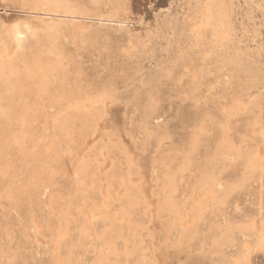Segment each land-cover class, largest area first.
Segmentation results:
<instances>
[{"label": "rangeland", "instance_id": "rangeland-1", "mask_svg": "<svg viewBox=\"0 0 264 264\" xmlns=\"http://www.w3.org/2000/svg\"><path fill=\"white\" fill-rule=\"evenodd\" d=\"M33 1L35 2V0H0V32L16 23L35 29H41L49 24L55 27L60 25L59 34H61L53 44L48 46L46 44L47 48H30L28 53H22V57L26 59L19 58L17 61L15 73L17 78L12 77L10 80V82L13 80V83L14 80L18 81L14 83L16 85L12 86L13 88L10 87V82H0L1 94L12 101L8 110L11 112L9 117L4 116V121L0 124V128L2 127L0 155L4 156L0 158L5 161L0 159V169L4 171L7 169L0 174V264H103L104 262H106L104 264H234L235 261L237 262L235 264H264L263 248L255 249L254 252L248 250L247 256L246 250L242 249L244 243L242 228L251 223L253 226L256 220L253 228L261 224L259 214L261 210L258 203L262 190L256 178L250 181L246 178L244 162L256 148L264 149L262 146L264 144V0H224L228 11L225 12L226 24H223V30L216 26L215 22L209 27L211 29L200 26L197 12L208 0H65L66 5L69 2V6H66L65 1L62 0L64 1L62 6L47 4L45 8L43 6L39 8L42 11L31 10ZM55 6L58 9H55ZM72 8L75 11L74 15ZM71 15L73 18L70 17ZM41 18L45 22L40 20ZM82 28L85 32H81ZM219 31L223 32L220 34ZM217 47L219 49H216ZM216 57L220 58L216 59ZM43 71L47 72V76ZM42 74L44 77L41 76ZM93 99H101L102 103L101 105L96 103L92 112L85 109L82 103ZM18 116L21 119L25 116L24 120H26L22 127ZM95 118L97 120H94ZM253 123H257L256 126ZM4 124L7 125V129L3 127ZM8 124L10 126L14 124V127ZM8 128L12 129V132ZM69 131L70 134L67 133ZM14 135L17 138L23 135L22 150L18 143L19 139L16 138V141ZM92 141L96 143L92 144ZM223 141L225 144H222ZM228 146L231 147L230 153ZM234 147L236 148L232 149ZM115 148L118 151H114ZM222 148L223 151H220ZM102 166L108 167L107 171ZM83 167L85 172H82ZM260 167L263 169H257L256 173L264 174V165ZM113 168L118 171V175ZM133 179L135 186H132ZM243 179L247 181L243 182ZM210 180H213V184ZM201 181L204 182L205 187L200 185L203 184ZM195 182L199 186V188L196 186L197 190L194 186ZM208 184L213 185L214 189ZM124 186L127 188L122 190ZM105 189L113 192V199L107 202L109 206L106 208L104 205L106 209L100 204L99 194ZM116 193L123 194V197L121 198V194L120 197L116 196ZM113 195L121 201H116ZM203 195H207L209 198L207 200H211L208 202ZM191 196L196 199H192ZM134 198L137 203L139 202L138 207L145 215L138 212L131 217V211L128 212V209L130 204L136 206ZM165 198L169 202L164 201ZM183 201L184 204L181 203ZM204 201L207 208L202 204ZM143 204H146L147 208ZM199 204L202 208L198 207ZM99 205L101 207H98ZM173 205H177V209L175 207L173 209ZM191 206L193 209L190 208ZM107 209L109 211L107 216L102 218L101 214L103 215ZM178 209L183 211L180 212ZM196 209H199V212L202 209L203 213L198 215ZM177 210L181 216H178L180 213H176ZM90 211L99 214L97 219L100 220H95L93 226L86 222V215ZM188 212L192 214V218ZM118 213L120 215L130 213L128 220L130 223L117 222ZM186 219L188 222L190 220L189 224L195 229L189 227L190 230H187L189 224L187 226ZM181 221L184 224L187 222L186 228ZM195 222L197 225H192ZM240 224L243 225L242 228L239 227ZM31 227L33 228L30 229ZM258 227L256 226L255 229ZM228 229L231 234H228L230 233ZM182 230L184 233L181 232ZM124 243L126 251L123 249ZM218 246L222 247L218 249ZM114 249H121L122 252L118 251L119 253L114 255ZM102 255H105L104 262L99 260L104 257ZM240 258L245 261L243 259L240 261Z\"/></svg>", "mask_w": 264, "mask_h": 264}, {"label": "bare ground", "instance_id": "bare-ground-1", "mask_svg": "<svg viewBox=\"0 0 264 264\" xmlns=\"http://www.w3.org/2000/svg\"><path fill=\"white\" fill-rule=\"evenodd\" d=\"M65 1V0H64ZM64 1H62V0H35V2L33 1L32 3V5H31V10L33 11V9H34V11L35 10H38L40 7H46L45 5H47V4H56V5H59V4H61V6H62V3L64 2ZM66 1H68V0H66ZM66 1H65V5H66ZM205 1V0H204ZM99 2V1H98ZM227 2V1H226ZM225 2H224V0H208V2H206L204 5H203V7L201 8V10L200 11H198L197 12V14H198V17H199V23L201 24L200 26L202 27V28H209V27H211V25L213 24V22H215L216 23V26H218L219 28H222V30H223V27H224V23L226 24V22L224 21V19H225V17H226V13L225 12H227L228 10H226V8H225V4H224ZM228 3V2H227ZM68 4H69V2H68ZM67 4V5H68ZM92 4V3H91ZM95 4H96V2H95ZM229 4V3H228ZM227 4V5H228ZM65 5H63V6H65ZM66 5V6H67ZM226 5V6H227ZM20 6H22V5H20ZM25 6V5H24ZM28 6V5H27ZM69 6V5H68ZM23 7V6H22ZM30 7V6H29ZM29 7H27V8H29ZM49 7V6H48ZM48 7H47V9H48ZM51 7V6H50ZM49 7V8H50ZM75 7V6H74ZM228 7H230V6H228ZM4 8V7H3ZM20 8V7H19ZM52 8H54V7H52ZM63 8V7H62ZM67 8V7H66ZM5 9V8H4ZM18 9V8H17ZM21 9V8H20ZM43 9V8H42ZM55 9H58V8H56V6H55ZM64 9V8H63ZM68 9V8H67ZM197 9V8H196ZM19 10V9H18ZM39 10H41V9H39ZM69 10V9H68ZM72 10H73V8H72ZM81 10V9H80ZM195 10V9H194ZM224 10H226V11H224ZM231 10V9H230ZM3 11V10H2ZM25 11H26V9H25ZM31 11V12H32ZM42 11V10H41ZM52 11H57V10H52ZM51 11V12H52ZM74 11V10H73ZM39 12V11H38ZM59 12V11H58ZM64 12V11H63ZM63 12H62V14H63ZM65 12H67L66 10H65ZM42 13V12H41ZM40 13V14H41ZM53 13V12H52ZM51 13V14H52ZM55 13V12H54ZM70 13V12H69ZM79 13V12H78ZM229 13H230V11H229ZM19 14V13H18ZM39 14V15H40ZM58 14H60V13H58ZM61 14V15H62ZM75 14V11H74V13H72V15H74ZM80 14V13H79ZM195 14V13H194ZM32 15V14H31ZM37 15V14H36ZM45 15H46V13H45ZM50 15V14H49ZM72 15L70 16V17H72ZM77 15V14H76ZM84 15H85V13H84ZM84 15H83V17H84ZM51 16V15H50ZM55 16V15H54ZM58 16V15H57ZM68 16H69V14H68ZM87 16V15H86ZM194 16V15H193ZM230 16V15H229ZM232 16V15H231ZM6 17V16H5ZM29 17V16H28ZM31 17V16H30ZM39 17V16H38ZM49 17V16H48ZM61 17H63V15L61 16ZM228 17V16H227ZM37 18V17H36ZM36 18H35V20H36ZM44 19H45V17H43ZM53 18V17H52ZM51 18V19H52ZM60 18V17H59ZM67 18V17H66ZM73 18V17H72ZM81 18V17H80ZM109 18H111V16L109 17ZM113 18H114V16H113ZM48 19V18H47ZM46 19V20H47ZM50 19V18H49ZM48 19V20H49ZM69 19V18H68ZM74 19H76V16H75V18ZM85 19V18H84ZM86 19H87V17H86ZM228 19H230V18H228ZM227 19V20H228ZM38 21H39V18L37 19ZM40 20H43L42 18L40 19ZM55 20V19H54ZM71 20V19H70ZM83 20V19H82ZM81 20V21H82ZM107 20V19H106ZM197 20V19H196ZM226 20V19H225ZM30 21V20H29ZM37 21V22H38ZM64 21H65V19H64ZM69 21V20H68ZM67 21V22H68ZM230 21V20H229ZM232 21V20H231ZM3 22V21H2ZM21 21H19V23H20ZM43 22H45L44 20H43ZM57 22V21H56ZM76 22V21H75ZM11 23V22H10ZM29 23V22H28ZM32 23V22H31ZM53 23H55V22H53ZM66 23V22H65ZM64 23V24H65ZM70 23V22H69ZM68 23V24H69ZM74 22H73V20H72V24H73ZM79 23V22H78ZM230 23V22H229ZM42 24V23H41ZM61 24H63V23H61ZM63 24V25H64ZM77 23H75V25H76ZM23 25H25V24H23ZM23 25H20V24H13V25H11V26H9L7 29H5V30H2L1 32H0V42H1V45H0V82L1 83H4V82H7V83H9L10 82V80H11V78L12 77H14L15 79L17 78V76H15V73H16V67L18 66V65H16V64H18L17 63V61H18V59L19 58H23L22 57V53H28L29 52V50H30V48L31 49H34V48H38V47H45V45L47 44V46H48V44L49 45H51V44H53V42L56 40V39H58V36L59 35H61V34H59V30H60V25H59V27H55V26H51V25H49V24H46L45 26H43L41 29H35V28H28V27H24ZM56 25V24H55ZM62 25V27L63 28H65L64 26ZM70 25V24H69ZM80 25H82V23L80 22ZM198 25V24H197ZM215 25V24H214ZM7 26V25H6ZM30 26V25H29ZM58 26V25H57ZM232 26V25H231ZM3 27V26H2ZM81 27V26H80ZM201 27H200V29H201ZM217 27V28H218ZM227 27V26H226ZM225 27V28H226ZM4 28V27H3ZM190 28V27H189ZM193 28V27H192ZM215 29H216V27H214ZM228 28H230L229 26H228ZM194 30H195V26H194V28H193ZM198 29V28H197ZM209 29H211V28H209ZM1 30V29H0ZM66 30V29H65ZM79 30V29H78ZM224 30H227V29H224ZM230 30V29H229ZM228 30V31H229ZM232 30H234V29H232ZM80 31H81V29H80ZM189 31H190V29H189ZM197 31V30H196ZM201 31H203V30H201ZM212 31V30H211ZM231 31V30H230ZM61 32V31H60ZM81 32H85V30L83 31V28H82V31ZM223 32V31H222ZM222 32H220L219 31V33L221 34ZM225 32V31H224ZM233 32V31H232ZM71 33V32H70ZM80 33V32H79ZM226 33H227V31H226ZM230 33V32H229ZM190 34V33H189ZM198 34V33H197ZM214 34V33H213ZM232 33H230V35H231ZM216 35H218V33L217 34H215V36ZM225 35V34H224ZM227 35V34H226ZM72 36V35H71ZM198 36V35H197ZM200 36V35H199ZM203 36V35H202ZM232 36V35H231ZM62 37V36H61ZM67 37V36H66ZM191 37V36H190ZM211 37V36H210ZM219 37V36H218ZM221 37V36H220ZM225 37V36H224ZM59 38H60V36H59ZM67 38H69V36L67 37ZM75 39H76V37H74ZM199 38V40L201 39L200 37H198ZM215 38V37H214ZM227 38V37H226ZM229 38V37H228ZM233 38V37H232ZM232 38L230 39V40H232ZM63 39V38H62ZM131 39V38H130ZM192 39V38H191ZM215 39H217V36H216V38ZM221 39H223V38H220V40ZM61 40V39H60ZM74 40V39H73ZM135 40H137V39H135ZM202 40V39H201ZM229 40V39H228ZM69 41V40H68ZM211 41H213V40H211ZM215 41V40H214ZM71 42V41H70ZM190 42V41H189ZM206 42V41H205ZM222 42V41H221ZM221 42H220V44H221ZM226 42V41H225ZM230 42V41H229ZM57 43V42H56ZM73 43H75V42H73ZM127 43V42H126ZM215 43V42H214ZM69 44V43H68ZM71 44V43H70ZM134 44V43H133ZM229 44H231V43H229ZM215 45H217V44H215ZM219 45V44H218ZM225 45V44H224ZM131 46V45H130ZM133 46V45H132ZM221 46V45H220ZM223 46V45H222ZM227 46V45H226ZM61 47V46H60ZM201 47V46H200ZM203 47V46H202ZM212 47H213V45H212ZM219 47V46H218ZM216 48V49H219V48ZM225 47V46H224ZM45 48H47V47H45ZM215 48V47H214ZM221 48V47H220ZM223 48V47H222ZM221 48V49H222ZM40 49V48H39ZM64 49V48H63ZM134 49V48H133ZM133 49H132V51H133ZM136 49V48H135ZM188 49V48H187ZM192 49V48H191ZM196 49V48H195ZM227 49V48H226ZM225 49V50H226ZM49 50H53V48H49ZM61 50V52L63 53V51H62V49H60ZM131 50V49H130ZM129 50V51H130ZM210 50V49H209ZM214 50V49H213ZM222 50H224V49H222ZM43 51V50H42ZM42 51H40L41 52V55H42ZM56 51V50H55ZM135 51V50H134ZM191 51V50H190ZM189 51V52H190ZM34 52H36V51H34ZM45 52V51H44ZM127 52V54H128V51H126ZM126 52H124V53H126ZM188 52V53H189ZM218 52V51H217ZM224 52V51H223ZM60 53V52H59ZM58 53V54H59ZM65 53V52H64ZM130 53V52H129ZM191 53V52H190ZM207 53V52H206ZM205 53V54H206ZM126 54V55H127ZM204 54V55H205ZM209 54V53H208ZM218 54H220V53H218ZM222 54H224V53H222ZM40 55V54H39ZM40 55V56H41ZM193 55V54H192ZM211 55V54H210ZM214 55V54H213ZM24 56V55H23ZM25 56H26V54H25ZM46 56V55H45ZM44 56V57H45ZM191 56V55H190ZM194 56V55H193ZM208 56V55H207ZM28 57V56H27ZM34 57V56H33ZM43 57V56H42ZM25 58V57H24ZM23 58V59H24ZM46 58H48V57H46ZM61 58V57H60ZM187 58V57H186ZM204 58H206L205 56H204ZM220 58V57H219ZM218 57H216V59H219ZM222 58V57H221ZM26 59V58H25ZM41 59V58H40ZM50 59V58H49ZM30 60V59H29ZM42 60H43V58H42ZM47 60V59H46ZM199 60V59H198ZM203 60V59H202ZM201 60V61H202ZM25 61V60H24ZM40 61V60H39ZM38 61V62H39ZM54 61V60H53ZM26 62H28V60L26 61ZM25 62V63H26ZM32 62V61H31ZM44 62H45V60H44ZM47 62H48V60H47ZM47 62H45V65H46V67H48V64H46ZM200 62V61H199ZM219 62V61H218ZM23 64H24V62H22ZM54 63V62H53ZM214 63H216L215 61H214ZM34 64V63H33ZM27 65V64H26ZM36 65V64H35ZM222 65V64H221ZM25 66V65H24ZM29 66H31V65H29ZM53 66V65H52ZM192 66V65H191ZM21 67V66H20ZM28 67V66H27ZM44 67V66H43ZM241 67V66H240ZM239 67V68H240ZM36 68V67H35ZM51 67H49V69H50ZM187 68V67H186ZM18 69V68H17ZM23 69V68H22ZM40 69L42 70V68H41V66H40ZM182 69H184V68H182ZM188 69V68H187ZM186 69V70H187ZM27 70V69H26ZM38 70V69H37ZM46 70H48L47 68H46ZM64 70V69H63ZM185 70V69H184ZM199 70V69H198ZM40 71V70H39ZM50 71V70H49ZM237 71H238V67H237ZM247 71V70H246ZM27 72V71H26ZM25 72V73H26ZM28 72H30V71H28ZM43 72H45V75L47 76V72L46 71H43ZM51 72V71H50ZM243 72H245L244 70H243ZM24 73V72H23ZM39 73V72H38ZM40 73H42V71L40 72ZM52 73H53V70H52ZM57 73V72H56ZM61 73H62V71H61ZM18 74V73H17ZM28 74V73H27ZM54 74V73H53ZM63 74H65V73H63ZM251 74V73H250ZM249 74V75H250ZM19 75V74H18ZM26 75V74H25ZM28 75H30V74H28ZM40 75V74H39ZM44 74H42L41 76H43ZM49 75V74H48ZM56 75V74H55ZM186 75H188V74H186ZM241 75V74H240ZM243 75H245V74H243ZM31 76H33L32 74H31ZM37 76H38V74H37ZM40 76V77H41ZM54 76V75H53ZM52 76V77H53ZM192 76V75H191ZM197 76V75H196ZM199 76V75H198ZM34 77V76H33ZM44 77V76H43ZM170 77V76H169ZM194 77V76H193ZM200 77V76H199ZM32 78V77H31ZM36 78V77H35ZM49 78V77H48ZM194 79V78H193ZM21 80V79H20ZM49 79H47V81H48ZM238 80V79H237ZM47 81H45V82H47ZM16 82H18V81H16ZM15 82V80H14V83H16ZM11 84V88H13L12 86H14V85H16V84H14L13 83V80L10 82ZM12 83H13V85H12ZM43 83V82H42ZM247 86V85H246ZM9 87V88H10ZM15 88V87H14ZM239 88V87H238ZM5 90V89H4ZM16 90L17 89H15L14 91L16 92ZM193 90V89H192ZM249 90V89H248ZM5 91H7V90H5ZM4 91V92H5ZM9 91H11V89L9 90ZM13 91V90H12ZM13 91V92H14ZM12 92V93H13ZM14 92V93H15ZM105 92V91H104ZM242 92V91H241ZM6 93V92H5ZM8 93V92H7ZM10 94H11V92H9ZM15 95V94H14ZM68 96V95H67ZM110 96V95H109ZM96 97V96H95ZM245 97V96H244ZM12 98V97H11ZM14 98H15V96H14ZM67 98V97H66ZM78 98V97H77ZM83 99V98H82ZM240 99H242V98H240ZM72 100V99H71ZM80 100V99H79ZM111 100V99H110ZM244 100V99H243ZM16 101V100H15ZM242 101V100H241ZM240 101H238V104H240L239 103ZM11 103H12V101L9 99V98H7V96H4L3 94H1V92H0V124L2 123V121H4L3 119H4V116H8L9 117V112H8V110H10V106H11ZM68 103V102H67ZM70 103V102H69ZM69 103H68V105H69ZM96 103H102V101H101V99H93V100H85V102H83L82 104H83V106H84V108L85 109H87L88 111H94V105L96 104ZM236 103H237V101H236ZM14 105V104H13ZM70 105H71V103H70ZM101 105V104H100ZM105 105V104H104ZM237 105V104H236ZM72 106H73V103H72ZM94 106V107H93ZM244 106V105H243ZM68 107V106H67ZM76 107V106H75ZM241 108H243V107H241ZM67 109V108H66ZM81 109V108H80ZM222 109V108H221ZM225 109V108H224ZM234 109V108H233ZM65 110V109H64ZM100 110V109H99ZM98 110V111H99ZM242 110V109H241ZM225 111V110H224ZM223 111V112H224ZM97 112V111H96ZM101 112H103V111H101ZM11 113V112H10ZM78 113V112H77ZM225 113V112H224ZM66 114H68V113H66ZM97 114V113H96ZM103 114V113H102ZM81 115H82V113H81ZM94 115V114H93ZM64 116H65V114H64ZM84 116V115H83ZM88 116V115H87ZM90 116V115H89ZM10 117H12L13 118V116H10ZM15 117H17V116H15ZM20 116H18V118H19ZM22 117V116H21ZM72 117V116H71ZM70 117V118H71ZM98 117V116H97ZM100 117V116H99ZM223 117V116H222ZM226 118H227V116H225ZM17 118V119H18ZM24 118H25V116H23L22 117V119L21 118H19L20 119V127H22L23 126V124L25 123V120H24ZM80 118V117H79ZM205 118V117H204ZM66 119V118H65ZM69 119V118H68ZM75 120H76V118H74ZM91 119V118H90ZM99 119H101V118H99ZM107 119V118H106ZM62 120H64L63 118H62ZM61 120V121H62ZM71 120H73V118L71 119ZM70 120V121H71ZM94 120H97L96 118L94 119ZM223 120H224V118H223ZM65 121V120H64ZM83 121V120H82ZM93 121V120H92ZM19 122V121H18ZM67 122H69L68 120H67ZM87 122H88V119H87ZM214 122V121H213ZM224 122V121H223ZM66 123V122H65ZM65 123H62V124H65ZM90 124H92L91 122H89ZM102 123V122H101ZM225 123V122H224ZM69 124V123H68ZM83 124H84V122H83ZM90 124H89V126L88 127H90ZM213 124V123H212ZM215 124V123H214ZM217 124V123H216ZM251 124H252V122H251ZM254 124V123H253ZM255 124H257V123H255ZM254 124V126H256ZM18 125V124H17ZM60 125V124H59ZM94 125V124H93ZM218 125V124H217ZM222 125H224L223 123H222ZM246 125V124H245ZM260 125H261V123H260ZM264 125V124H263ZM2 126V125H1ZM8 126H10V124H8ZM16 126V125H15ZM66 126V125H65ZM64 126V127H65ZM68 126V125H67ZM87 126V125H86ZM203 126H205L204 124H203ZM212 126V125H211ZM253 125H252V127H254ZM3 127H6L5 129H7V125L5 126V124H4V126ZM10 127H14V124H13V126L11 125ZM62 127V126H61ZM63 127V128H64ZM72 127V126H71ZM98 127V126H97ZM103 127V126H102ZM214 127V126H213ZM227 127V126H226ZM247 127V126H246ZM260 127V126H259ZM24 128V127H23ZM216 128V127H215ZM251 128V127H250ZM257 128H258V126H257ZM2 129V127L0 128V130ZM4 129V130H5ZM8 129H10V128H8ZM66 129H68V128H66ZM97 129V128H96ZM223 129H224V127H223ZM252 129V128H251ZM262 129V128H261ZM11 130V132H12V129H10ZM57 130V129H56ZM62 130H65V129H62ZM69 130V129H68ZM67 130V131H68ZM73 130V129H72ZM93 130H94V128H93ZM7 131V130H6ZM14 131V130H13ZM66 131V130H65ZM65 131H63V134H64V132ZM85 131V130H84ZM83 131V132H84ZM112 131V130H111ZM200 131V130H199ZM206 131V130H205ZM219 131H221V129L219 130ZM22 132V131H21ZM58 132H60V131H58ZM88 132H90V131H88ZM93 132V131H92ZM101 132H103V131H101ZM250 132H251V130H250ZM255 132H257V131H255ZM262 132V131H261ZM260 132V133H261ZM68 134H70V131L69 132H67ZM66 133V134H67ZM96 133V132H95ZM202 133V132H201ZM209 133V132H208ZM222 133V132H221ZM224 133V132H223ZM252 133V132H251ZM250 133V134H251ZM258 133V132H257ZM259 133V134H260ZM59 134V133H58ZM61 134H62V132H61ZM80 134V133H79ZM107 134V133H106ZM110 134V133H109ZM86 135V134H85ZM89 135V134H88ZM0 136H1V134H0ZM68 136V135H67ZM94 136H95V134H94ZM101 136H102V134H101ZM104 136V135H103ZM254 135H252V137H253ZM258 136V135H257ZM13 137H15V135L13 136ZM60 137V136H59ZM71 137V136H70ZM245 137V136H244ZM256 137V136H255ZM261 137V136H260ZM262 137H263V133H262ZM17 137H15L14 139L17 141V139H19L18 140V143H20V147H21V149L20 150H22V147L24 146L23 145V141H24V138H23V135L21 136V137H19V138H17ZM90 138V137H89ZM94 138V137H93ZM259 138V137H258ZM3 139V138H2ZM83 139H84V137H83ZM102 139V138H101ZM110 139V138H109ZM245 139V138H244ZM62 140V139H61ZM64 140V139H63ZM69 140V139H68ZM89 140H92V139H89ZM122 140V139H121ZM248 140V139H247ZM250 140V139H249ZM5 141V140H4ZM57 141V140H56ZM96 141V140H95ZM95 141H92L91 143L92 144H94V142ZM110 141V140H109ZM220 141V140H219ZM225 141V140H224ZM222 142V144H225V142ZM227 141V140H226ZM26 142V141H25ZM59 142H61L60 141V138H59ZM98 142V141H97ZM105 142V141H104ZM3 143V142H2ZM51 143V142H50ZM63 143H65V142H63ZM62 143V144H63ZM91 143H88V144H91ZM96 143V142H95ZM106 143V142H105ZM242 143V142H241ZM56 144V143H55ZM91 144V145H92ZM109 144V143H108ZM242 144H245V143H242ZM10 145V143H8V146ZM53 145H54V143H53ZM59 145V144H58ZM57 145V146H58ZM91 145H88L89 147L91 146ZM96 145V144H95ZM100 145V144H99ZM105 145V144H104ZM123 145V144H122ZM232 145V144H231ZM258 145V144H257ZM3 146H5V145H3ZM34 146V145H33ZM49 146V145H48ZM47 146V147H48ZM51 146V145H50ZM56 146V145H55ZM64 146H66V145H64ZM114 146H115V143H114ZM253 146H255V145H253ZM252 146V147H253ZM262 146H264V144L262 145ZM262 146H260V147H262ZM6 148H7V146H5ZM68 147V146H67ZM88 147V150L90 149ZM93 147H95V146H93ZM97 147H98V145H97ZM109 147H111V145L109 146ZM229 147V146H228ZM3 148V147H2ZM5 148V149H6ZM24 148V147H23ZM33 148V147H32ZM53 148V147H52ZM51 148V149H52ZM55 148V147H54ZM60 147H58V149H59ZM65 148V147H64ZM70 148V147H69ZM86 148V147H85ZM105 148V147H104ZM108 148V147H107ZM114 148V147H113ZM231 147H229V148H227L228 149V151H229V149H230ZM236 147H234V148H232V149H235ZM248 148H249V146H248ZM5 149H3V150H5ZM26 149V148H25ZM66 149H68V148H66ZM92 149H95V148H92ZM98 149H99V147H98ZM112 149V148H111ZM232 149H231V151H232ZM28 150V149H27ZM30 150V149H29ZM57 150V149H56ZM97 150V149H96ZM225 150H226V148H225ZM237 150V149H236ZM8 151V150H7ZM25 151V150H24ZM31 151V150H30ZM38 151V150H37ZM101 151V150H100ZM109 151H111V150H109ZM114 151H118V150H116V148H115V150ZM120 151V150H119ZM220 151H223V148L222 149H220ZM0 152H1V150H0ZM9 152V151H8ZM29 152V151H28ZM46 152V151H45ZM63 152H64V150H63ZM70 152V151H69ZM102 152H103V149H102ZM128 152V151H127ZM225 152V151H224ZM226 152H227V150H226ZM236 152H238V151H236ZM3 153H4V151H3ZM23 153V152H22ZM43 153V152H42ZM54 153V152H53ZM59 153V152H58ZM65 153V152H64ZM104 153V152H103ZM107 153V152H106ZM121 153V152H120ZM220 153H222V152H220ZM228 153H230V151L228 152ZM232 153V152H231ZM239 153V152H238ZM246 153V152H245ZM25 154V153H24ZM27 154V153H26ZM45 154V153H44ZM43 154V155H44ZM60 154H61V152H60ZM114 154V153H113ZM125 154H127V153H125ZM236 154V153H235ZM234 154V155H235ZM6 155V154H5ZM104 155V154H103ZM226 155H228L227 153H226ZM225 155V156H226ZM232 156H234L233 154H231ZM239 155V154H238ZM1 157L3 156L2 154L0 155ZM7 156V155H6ZM26 156V155H25ZM25 156H22V157H24L25 158ZM37 157H38V155H36ZM49 156V155H48ZM123 156V155H122ZM4 157V156H3ZM21 157V156H20ZM28 157H30V156H28ZM32 157V156H31ZM34 157H35V155H34ZM119 157H120V155H119ZM230 157V156H229ZM240 157V156H239ZM33 158V157H32ZM53 158V157H52ZM81 158V157H80ZM80 158H78V160L77 161H79L80 160ZM86 158V157H85ZM107 158V157H106ZM237 159V156L236 157H234V159ZM0 159H2V158H0ZM6 159H7V157H6ZM22 159V158H21ZM31 159V158H30ZM41 159V158H40ZM125 159V158H124ZM129 159H130V157H129ZM235 159V160H236ZM29 160V159H28ZM55 160V159H54ZM87 160V159H86ZM101 160V159H100ZM102 160H104L105 161V159H102ZM132 160V159H131ZM206 160V159H205ZM230 160V159H229ZM234 160V161H235ZM2 161L3 162H5L3 159H2ZM9 161V160H8ZM18 161V160H17ZM23 161V160H22ZM40 161V160H39ZM24 162V161H23ZM32 162V161H31ZM36 162V161H35ZM83 162H84V160H83ZM82 162V163H83ZM89 162V161H88ZM87 162V163H88ZM124 162H125V160H124ZM131 162V161H130ZM225 162V161H224ZM37 163V162H36ZM35 163V164H36ZM40 163V162H39ZM80 163V162H79ZM217 163V162H216ZM244 163H246V172H245V170H244V168H243V170H244V174L246 175V178L250 181V180H252L253 178H256L258 181V185L261 187H259L261 190H262V194H260V200H259V210H261V213H260V211H259V214H260V217H261V224H257L256 226L258 227V225H259V227L257 228V229H255L256 228V226H255V228H253L254 227V222L256 223L257 222V220L256 221H254L253 222V226H252V223L250 224V225H247L246 227H244V229L242 228V224H240L239 225V227H241L242 228V231L244 230V240H243V242L244 243H242L243 245H242V249L243 250H246L245 251V253H246V256H247V254H249L248 253V250H249V252L250 251H253V250H255V249H264V174L263 173H259V172H257L256 173V170L257 169H263V168H261L260 166H263L264 165V149H258V148H256L255 150H253V152L251 153V155H249V157H248V159H246V162H244ZM34 164V165H35ZM58 164V163H57ZM75 164V163H74ZM105 164V163H104ZM127 164V163H126ZM125 164V165H126ZM132 164V163H131ZM17 165H19V164H17ZM25 165V164H24ZM53 165V164H52ZM78 165V164H77ZM90 165V164H89ZM92 165V164H91ZM124 165V164H123ZM162 165H163V163H162ZM168 165V164H167ZM0 166H1V163H0ZM21 166H22V164H21ZM26 166V165H25ZM37 166V165H36ZM87 166H88V164H87ZM93 166H94V164H93ZM108 166V165H107ZM107 166H105V167H107ZM116 166V165H115ZM118 166H120V165H118ZM122 166V165H121ZM128 166V165H127ZM176 166V165H175ZM30 167H33V166H30ZM43 167V166H42ZM95 167H97V166H95ZM103 167V166H102ZM132 167V166H131ZM7 168V167H6ZM10 167H8V169H9ZM19 168V167H18ZM17 168V169H18ZM22 168H25V167H22ZM21 168V169H22ZM34 168V167H33ZM32 168V169H33ZM38 168V167H37ZM43 168H45V167H43ZM92 168V167H91ZM97 168H99V167H97ZM104 168V167H103ZM112 168V167H111ZM126 168V167H125ZM127 168H129V167H127ZM26 169V168H25ZM35 169V168H34ZM40 169V168H39ZM78 169H79V167H78ZM86 169V168H85ZM95 169V168H94ZM105 170L106 169H108V167L107 168H104ZM103 169V170H104ZM116 169V168H115ZM12 170V169H11ZM31 170V169H30ZM36 170H38V169H36ZM76 170H77V168H76ZM79 170H81V169H79ZM92 170V169H91ZM91 170H89V171H91ZM96 170H98V169H96ZM100 170H102V168L100 169ZM113 170H114V168H113ZM125 170H127V172H130L128 169H125ZM163 170V169H162ZM177 170V169H176ZM182 170V169H181ZM198 171H199V169H197ZM0 174L2 173V171H4V170H1L0 169ZM5 171H7V169L5 170ZM4 171V172H5ZM13 171V170H12ZM42 171V170H41ZM84 171V167L82 168V172ZM87 171H88V169L86 170V174H87ZM94 171V170H93ZM99 171V170H98ZM107 171V170H106ZM111 171V170H110ZM114 171H117V170H114ZM121 171H123V170H121ZM173 171V170H172ZM215 171V170H214ZM260 171V170H259ZM3 172V173H4ZM11 172V171H10ZM19 172V171H18ZM73 172V171H72ZM74 172H76V171H74ZM81 172V171H80ZM81 172V173H82ZM85 172V171H84ZM96 172V171H95ZM100 172V171H99ZM112 172V171H111ZM164 172V171H163ZM227 172V171H226ZM2 173V174H3ZM81 173H80V175H81ZM91 173V172H90ZM112 173H114V172H112ZM123 173V175H124V172H122ZM189 173V172H188ZM214 173V172H213ZM217 173V172H216ZM221 173V172H220ZM259 173V174H258ZM8 174V173H7ZM29 174V173H28ZM30 174H31V172H30ZM33 174V173H32ZM83 174V173H82ZM88 174H89V172H88ZM115 174H117L118 175V171L117 172H115ZM128 174V173H127ZM178 174V173H177ZM25 175H27V174H25ZM34 175V174H33ZM42 175V174H41ZM75 175H76V173H75ZM75 175L73 176V177H75ZM102 175V174H101ZM113 175V174H112ZM121 175V174H120ZM131 175V174H130ZM162 175V174H161ZM176 175V174H175ZM199 175V174H198ZM3 176V175H2ZM16 176V175H15ZM21 176H23V175H21ZM37 176V175H36ZM78 176H79V174H78ZM82 176H85V175H82ZM89 176V175H88ZM205 176V175H204ZM212 176H213V174H212ZM211 176V177H212ZM221 176V175H220ZM12 177V176H11ZM27 177V176H26ZM86 177V176H85ZM94 177V176H93ZM92 177V178H93ZM114 177H116V175L114 176ZM118 177V176H117ZM134 177H135V175H134ZM162 177H164L165 178V176H162ZM171 177H172V175H171ZM208 177V176H207ZM241 177V176H240ZM244 177V176H243ZM1 178V177H0ZM25 178V177H24ZM33 178H34V176H33ZM79 178V177H78ZM90 178H91V176H90ZM109 178H110V176H109ZM176 178V177H175ZM183 178V177H182ZM3 179L5 180V178L3 177ZM7 179V178H6ZM32 179V178H31ZM83 179V178H82ZM81 179V180H82ZM108 179V178H107ZM124 179V178H123ZM132 179V178H131ZM178 179V178H177ZM201 179H203V178H201ZM211 179V178H210ZM216 179V178H215ZM247 179L246 180H244L243 182H245V181H247ZM13 180V179H12ZM32 180H34V179H32ZM76 180H77V176H76ZM126 180H129V179H126ZM125 180V181H126ZM134 180V179H133ZM174 180V179H173ZM3 181V180H2ZM1 181V182H2ZM6 181V180H5ZM10 181V180H9ZM19 181V180H18ZM80 181V180H79ZM96 181V180H95ZM99 180H97V182H98ZM108 181V180H107ZM113 182L115 181L114 179L112 180ZM112 181H110V182H112ZM117 181V180H116ZM167 181V180H166ZM165 181V183L167 184V182ZM172 181V180H171ZM171 181H169V184L171 183ZM180 182H181V180H179ZM211 181V180H210ZM213 181V180H212ZM211 181V183L213 184V182ZM20 182V181H19ZM25 182V181H24ZM28 182H30L29 180H28ZM31 182H33V181H31ZM41 182V181H40ZM40 182H39V184H40ZM44 182V181H43ZM86 182V181H85ZM101 182V181H100ZM121 182V181H120ZM132 182V181H131ZM131 182H128V184H131ZM201 182H203V181H201ZM205 182H206V179H205ZM11 183V182H10ZM13 183V182H12ZM42 183V182H41ZM73 183V182H72ZM79 183V182H78ZM82 183V182H81ZM91 183V182H90ZM89 183V184H90ZM124 183V182H123ZM133 183H135V180L132 182V184ZM137 183V182H136ZM174 183H175V181H174ZM200 183V182H199ZM198 183V184H199ZM209 183V182H208ZM9 184V183H8ZM17 184V183H16ZM30 184V183H29ZM37 184V183H36ZM47 184V183H46ZM109 184V183H108ZM121 184V183H120ZM131 184V185H132ZM218 184V183H217ZM220 184V183H219ZM226 184V183H225ZM224 184V185H225ZM13 185V184H12ZM15 185V184H14ZM78 185V184H77ZM79 185H81V184H79ZM84 185V184H83ZM93 185V184H92ZM95 185V184H94ZM111 185H113V183L111 184ZM115 185H119V184H115ZM130 185V186H131ZM200 185H202V187H205V186H203V185H205L204 184V182H203V184H200ZM207 185V184H206ZM243 185V184H242ZM8 186V185H7ZM16 186V185H15ZM31 186V185H30ZM101 186V185H100ZM129 186V187H130ZM132 186H135L134 184L132 185ZM169 187H170V185H168ZM171 186H172V183H171ZM195 188H196V186H198V185H196V182H195ZM193 186V187H194ZM208 186L209 187H211V188H213L211 185H209L208 184ZM217 186V185H216ZM230 187H232V185H229ZM228 186V187H229ZM235 186H237V185H235ZM32 187H33V185H32ZM38 187V186H37ZM83 187V186H82ZM89 187H91L90 185H89ZM121 187V186H120ZM168 187V188H169ZM201 187V188H202ZM208 187V188H209ZM215 187V186H214ZM219 187V186H218ZM234 187V186H233ZM25 188V187H24ZM29 188V187H28ZM84 188V187H83ZM96 188H98V187H96ZM104 188V187H103ZM118 188V187H117ZM127 188V187H126ZM125 188V186H124V188H121L122 190L123 189H126ZM131 188V187H130ZM135 188V187H134ZM175 188V187H174ZM194 188V189H195ZM198 188H199V186H198ZM198 188H196V190L198 189ZM217 188V187H216ZM236 188V187H235ZM258 188V189H259ZM31 189V188H30ZM48 189V188H47ZM81 189V188H80ZM93 189V188H92ZM170 189H172L173 190V188H171L170 187ZM190 189V188H189ZM210 189V188H209ZM214 189V188H213ZM232 189V188H231ZM68 190V189H67ZM83 190V189H82ZM134 191H135V189H133ZM140 190V189H139ZM172 190H171V192H172ZM196 190H195V192H196ZM201 190V189H200ZM202 190H203V188H202ZM226 191H227V188L225 189ZM224 190V191H225ZM38 191V190H37ZM74 191V190H73ZM81 191V190H80ZM116 191V190H115ZM137 191V190H136ZM165 191V190H164ZM170 191V190H169ZM169 191H167V192H169ZM190 191V190H189ZM209 191V190H208ZM221 191V190H220ZM234 191L235 190H233V193H234ZM35 192V191H34ZM118 192V191H117ZM126 192H128V191H126ZM139 192V191H138ZM175 192V191H174ZM195 192H193V193H195ZM215 192H217V191H215ZM38 193V192H37ZM81 193V192H80ZM112 190H106L105 189V191L103 190V191H101L99 194L101 195V203L100 204H102V206L104 207V205L106 206V208L109 206V203H107L108 201H110V199H113L112 198ZM119 193V192H118ZM125 193V192H124ZM166 193V192H165ZM170 193V192H169ZM176 193V192H175ZM190 193H191V191H190ZM189 193V194H190ZM209 194L211 193V192H208ZM213 193H214V190H213ZM228 193V192H227ZM227 193H225V196H226V194ZM261 193V192H260ZM85 194V193H84ZM98 194V195H99ZM117 194V193H116ZM115 194V195H116ZM121 194V193H120ZM120 194L118 195H116V196H119L120 197ZM127 194V193H126ZM130 194V193H129ZM133 194V193H132ZM143 194V193H142ZM172 194H173V192H172ZM207 194V193H206ZM208 194V195H209ZM215 194V193H214ZM6 195V194H5ZM10 195V194H9ZM12 195H13V193H12ZM11 195V196H12ZM23 195V194H22ZM25 195V194H24ZM23 195V196H24ZM34 195V194H33ZM40 195V194H39ZM134 195H136V194H134ZM212 195V194H211ZM220 195H221V192H220ZM223 195H224V193H223ZM71 196V195H70ZM86 196H88V195H86ZM114 196V195H113ZM137 196V195H136ZM164 196V195H163ZM162 196V197H163ZM168 196V195H167ZM167 196H166V198H167ZM189 196V195H188ZM193 196H195V195H193ZM196 196H198V195H196ZM199 196H201V195H199ZM8 197H10V196H8ZM26 197V196H25ZM24 197V198H25ZM115 197V196H114ZM123 197V194H121V198ZM124 197H125V195H124ZM132 197V196H131ZM170 197V196H169ZM203 197H206V200H207V195H203ZM214 197L215 196H213V199H214ZM222 197V196H221ZM5 198H7V197H5ZM14 198V197H13ZM28 198V197H27ZM51 198V197H50ZM127 198V197H126ZM165 198V200L164 201H166V202H169V201H167V199ZM172 198V197H171ZM184 198V197H183ZM188 198V197H187ZM191 198H192V196H191ZM196 199V197H193L192 199ZM199 197H197V199H198ZM219 199H220V197H218ZM225 198V197H224ZM262 198H263V201H262ZM8 199V198H7ZM20 199V198H19ZM52 200H53V198H51ZM70 199V198H69ZM115 199H117V197H115ZM131 199V198H130ZM135 200H133V201H135L134 203H136V206H134L133 204H130L129 205V207H130V209H128V212H129V210L131 211V217L133 216V215H135L136 213H138L139 212V214H141V213H144V212H142L143 210H140V208L138 207V203L136 202V198H134ZM138 199V198H137ZM175 199V198H174ZM203 199V198H202ZM201 198H200V200H202ZM209 199V198H208ZM9 200V199H8ZM84 200V199H83ZM118 200H120L119 198L116 200V201H118ZM162 200V201H163ZM169 200H170V198H169ZM191 200V199H190ZM199 200V199H198ZM205 200V199H204ZM211 200V199H210ZM210 200H207L208 202L210 201ZM221 200V199H220ZM225 200H226V198H225ZM5 201V200H4ZM113 201V200H112ZM121 201V200H120ZM122 201H124V199L122 200ZM129 201V200H128ZM175 201V200H174ZM186 201H189V200H186ZM185 201V202H186ZM206 201V202H207ZM214 201V200H213ZM6 202V201H5ZM115 202V201H114ZM143 202H145V201H143ZM142 202V203H143ZM178 202H179V200H178ZM56 203V202H55ZM98 203V202H97ZM106 203H107V205H106ZM131 203V202H130ZM161 203H164V202H161ZM170 203H171V201H170ZM182 204H184V201L183 202H181ZM191 203H192V200H191ZM193 203H195V202H193ZM202 203V202H201ZM200 203V204H201ZM217 203H219V200H218V202ZM221 203V202H220ZM13 204V203H12ZM129 204V203H128ZM166 204V203H165ZM173 204V203H172ZM196 204V203H195ZM200 204L198 205V207L200 206ZM202 204H204V206H205V201H204V203H202ZM201 204V205H202ZM214 204H215V202H214ZM74 205H76V204H74ZM125 205V204H124ZM123 205V206H124ZM146 205V204H145ZM144 204H143V206H145ZM158 205V204H157ZM162 205H164V204H162ZM167 205V204H166ZM220 205V204H219ZM218 205V206H219ZM16 206V205H15ZM14 206V207H15ZM193 207H196V205L194 206V205H192ZM192 206L190 207V208H192ZM3 207H5V206H3ZM7 207V206H6ZM12 207V206H11ZM35 207V206H34ZM98 207H101V205H99ZM112 207V206H111ZM110 207V208H111ZM121 207V206H120ZM140 207H141V204H140ZM150 207V206H149ZM151 207H153V205L151 206ZM165 207H167V206H165ZM170 206L168 205V208H169ZM173 207V209H174V207L176 208V207H178L177 205L176 206H172ZM180 207H182V206H180ZM179 207V208H180ZM206 208H207V206H205ZM204 207V208H205ZM234 207V206H233ZM28 208V207H27ZM70 208V207H69ZM105 208V207H104ZM103 208V209H104ZM105 208V209H106ZM109 208V209H110ZM124 208V207H123ZM145 208H147L146 206H145ZM183 208H184V205H183ZM183 208H181V209H183ZM189 208V209H190ZM199 208H202V206L201 207H199ZM203 208V209H204ZM7 209V208H6ZM101 209V208H100ZM141 209H142V207H141ZM160 209V208H159ZM163 209V208H162ZM172 209V210H173ZM177 209V208H176ZM181 209H178V210H180V212L181 211H183V210H181ZM193 209V208H192ZM4 210V209H3ZM94 210V209H93ZM102 210V209H101ZM117 210V209H116ZM145 210V209H144ZM165 210H166V208H165ZM171 210V211H172ZM178 210H177V212L176 213H178ZM199 209H196V212L198 211ZM205 210V209H204ZM96 211H97V209H96ZM95 211V212H96ZM98 211H99V208H98ZM112 211V210H111ZM120 211V210H119ZM125 211V210H124ZM123 211V212H124ZM152 211V210H151ZM150 211V212H151ZM154 211H155V209H154ZM153 211V212H154ZM203 210L201 209L200 210V212L199 213H197L198 215L199 214H201V213H203L202 212ZM207 211V210H206ZM28 212V211H27ZM33 212V211H32ZM62 212V211H61ZM77 212V211H76ZM101 212V211H100ZM108 209L105 211V213H104V211H103V215L101 214V216H103L102 218H104V217H106L107 216V214H108ZM118 212V211H117ZM156 212V211H155ZM179 212V213H180ZM8 213V212H7ZM60 213V212H59ZM112 213V212H111ZM171 213V212H170ZM173 214H174V211L172 212ZM175 213V214H176ZM178 213V214H179ZM186 213V212H185ZM189 213V212H188ZM187 213V214H188ZM216 213V212H215ZM32 214V213H31ZM119 214V213H118ZM148 214V213H147ZM150 214V213H149ZM156 213H153V215H155ZM186 214V215H187ZM191 213H189L188 215H190ZM257 214H258V209H257ZM6 215V214H5ZM113 215H114V213H113ZM144 215H145V213H144ZM170 215H172V214H170ZM198 215H196V216H198ZM29 216V215H28ZM119 216V217H118ZM117 217V219L119 220V221H117V222H126V224L129 222L128 220L130 219V213L128 214V213H122L121 215L119 214ZM175 216V215H174ZM178 216H181V213H180V215H178ZM194 216V215H193ZM6 217V216H5ZM59 217V216H58ZM99 217V214L97 215L96 213H94V211H90V212H88V214L86 215V219H87V224H88V222H89V225H92L93 226V224H94V222H95V220H100V219H97ZM144 217V216H143ZM198 217H200V216H198ZM257 217H259V215L257 216ZM256 217V218H257ZM116 218V217H115ZM145 218V217H144ZM174 217H172V219H173ZM183 218V217H182ZM191 218H192V214H191ZM216 218V217H215ZM28 219V218H27ZM124 219H127V221L126 220H124ZM176 219H177V217H176ZM195 219H196V217H195ZM103 220V219H102ZM183 220H185V219H183ZM187 220V222H188V219H186ZM200 220H201V218H200ZM199 220V221H200ZM254 220H255V217H254ZM260 220V219H259ZM177 221H179V220H177ZM192 221H193V219H192ZM191 221V222H192ZM196 221V220H195ZM253 221V220H252ZM251 221V222H252ZM116 222V221H115ZM182 222V221H181ZM187 222H185V224L187 223ZM189 222H190V220H189ZM189 222L187 223V226H188V224H189ZM194 222V221H193ZM250 222V221H249ZM18 223V222H17ZM31 223H33V222H31ZM130 223V222H129ZM128 223V224H129ZM175 223V222H174ZM173 223V224H174ZM183 223V222H182ZM244 224H245V222H243ZM259 223V222H258ZM117 224V223H116ZM184 224V223H183ZM185 224L183 225V227L184 228H186L185 227ZM195 224H196V222L194 223V224H192V225H194L195 226ZM246 224H248V223H246ZM33 225V224H32ZM61 225V224H60ZM120 225H122V224H120ZM174 225H176V224H174ZM197 225V224H196ZM234 225V224H233ZM35 225H33V227H34ZM123 226V225H122ZM228 226V225H227ZM33 227H31L30 229H32ZM110 227V226H109ZM117 227H119L118 225H117ZM160 227V226H159ZM168 227V226H167ZM170 227V226H169ZM172 227V226H171ZM174 227V226H173ZM172 227V228H173ZM183 227H179L180 229L182 228L183 229ZM194 228V227H192L191 226V224H189V226L187 227V230H190V228ZM238 227V226H237ZM93 228V227H92ZM94 228H95V226H94ZM104 228V227H103ZM102 228V229H103ZM124 228V227H123ZM189 228V229H188ZM25 229V228H24ZM34 229H36L35 227H34ZM99 229V228H98ZM179 229V230H180ZM195 229V228H194ZM223 229H224V227H223ZM234 229V228H233ZM238 229V228H237ZM240 229V228H239ZM97 230V229H96ZM101 230V229H100ZM148 230V229H147ZM169 230V229H168ZM170 230H172V229H170ZM186 230V229H185ZM23 231V230H22ZM104 231V230H103ZM126 231V230H125ZM143 231V230H142ZM162 231V230H161ZM228 231H229V229H228ZM29 232V231H28ZM181 232H183V230L181 231ZM194 231H192V233H193ZM230 232V231H229ZM240 232V231H239ZM102 233H105V232H102ZM149 233H150V231H149ZM163 233V232H162ZM171 233V232H170ZM170 233H169V235H170ZM184 233V232H183ZM226 233H228V232H226ZM228 234H231V232L230 233H228ZM189 235V234H188ZM60 236V235H59ZM64 236H65V234H64ZM178 236V235H177ZM228 236V235H227ZM125 236H123V238H124ZM97 238V237H96ZM149 238V237H148ZM168 238V237H167ZM180 238H182V236L180 237ZM180 238H178V240L180 239ZM187 238V237H186ZM186 238H184V239H186ZM227 239H228V237H226ZM108 239V238H107ZM177 240V239H176ZM175 240V241H176ZM177 240V241H178ZM183 240V239H182ZM218 240V239H217ZM56 241H58V240H56ZM123 241H124V239H123ZM126 241V240H125ZM59 242H60V240H59ZM129 242V241H128ZM217 242H219V241H217ZM108 243V242H107ZM130 243V242H129ZM115 244V243H114ZM154 245V244H153ZM220 245V244H219ZM222 245V244H221ZM230 245V244H229ZM228 245V246H229ZM124 246H126L125 245V243H124V245H123V249H124V251H126L127 249L126 248H124ZM250 247V248H248L247 249V247ZM111 247H113V246H111ZM153 247V246H152ZM219 247H222V246H218V249H219ZM107 248V247H106ZM136 248V247H135ZM138 248V247H137ZM214 248V247H213ZM100 249V248H99ZM109 249H111V248H109ZM133 249H134V247H133ZM132 249V250H133ZM157 249V248H156ZM97 250V249H96ZM107 250V249H106ZM113 250V249H112ZM135 250V249H134ZM133 250V251H134ZM137 250V249H136ZM135 250V251H136ZM108 251V250H107ZM118 251H121V249L120 250H116V249H114V255H117L119 252ZM123 251V252H124ZM131 251V250H130ZM140 251V250H139ZM263 251V250H262ZM112 252V251H111ZM122 252V251H121ZM137 252H138V250H137ZM155 252V251H154ZM153 252V253H154ZM254 252V251H253ZM258 252V251H257ZM117 253V254H116ZM136 253V252H135ZM134 253V254H135ZM102 254V253H101ZM104 254V253H103ZM126 254V253H125ZM124 254V255H125ZM131 254H132V251H131ZM139 254V253H138ZM251 254V253H250ZM121 255H122V253H121ZM133 255V254H132ZM143 255V254H142ZM101 256V255H100ZM102 256H104V257H102V259H99V260H103V259H105V255H102ZM245 256V255H244ZM244 256H242V257H244ZM99 257V256H98ZM121 257V256H120ZM128 257H129V255H128ZM145 257V256H144ZM100 258V257H99ZM122 258V257H121ZM124 258H125V256H124ZM130 258V257H129ZM245 258V257H244ZM136 259V258H135ZM140 259V258H139ZM156 259V258H155ZM164 259H166V258H164ZM239 259V258H238ZM243 259V258H242ZM241 258H240V261L242 260ZM246 259V258H245ZM250 259V257H248V259L247 260H249ZM144 260V259H143ZM106 261V260H105ZM135 261V260H134ZM163 261V260H162ZM233 261H235V259L233 260ZM243 261H245L244 259H243ZM103 262H104V260H103ZM102 263V262H101ZM104 263H106V262H104ZM103 263V264H104ZM137 263V262H136ZM235 263H237L236 261L234 262V264ZM238 263H239V261H238ZM117 264V263H116ZM145 264V263H144ZM155 264V263H154ZM164 264V263H163ZM240 264V263H239ZM244 264V263H243ZM248 264V263H247Z\"/></svg>", "mask_w": 264, "mask_h": 264}]
</instances>
